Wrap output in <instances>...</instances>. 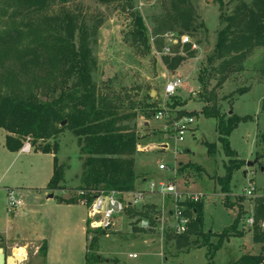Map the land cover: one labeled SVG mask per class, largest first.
Listing matches in <instances>:
<instances>
[{"label": "rangeland", "instance_id": "1", "mask_svg": "<svg viewBox=\"0 0 264 264\" xmlns=\"http://www.w3.org/2000/svg\"><path fill=\"white\" fill-rule=\"evenodd\" d=\"M241 4L255 10L254 0H186L175 8L169 0H66L49 3L43 10L23 5L14 7L11 1L0 0V100L9 96L28 104L46 102L53 99L49 89L62 88V78L49 61L41 41L43 33L52 38L64 36L58 25L52 23L45 28L43 25L44 21L67 13L76 28L83 24L88 31L86 42L96 62L90 76L96 97L106 98L119 115L136 116L121 123L143 135L134 156V172L155 180L172 178L177 192L202 197L196 204H187L190 227L181 236L174 235L172 229H161L160 222L155 221L162 215L167 217V210L171 209L168 199L150 198L138 210L136 218L126 215L131 209L125 215H115L114 225L105 231L106 236L93 232L88 235V243L92 237L97 238L92 250L100 257V261L92 264H206L208 248L220 243L213 263L230 264L241 256L242 248L256 250L251 237L263 229L248 228L243 220L246 215L255 217L258 203L244 198L242 193L249 184L264 187V46L255 47L227 70L228 78L221 85H218L220 61L214 60L218 35L227 25V18ZM136 17L142 29L134 24ZM247 17L244 13L241 22ZM76 28L73 29L75 50L82 36ZM167 35L189 37L197 49L178 44L164 55ZM174 76L180 77L183 85L178 93L165 98L163 88ZM67 85L73 86V93L77 92L75 76ZM57 95L58 92L54 98ZM159 110L171 119L192 117L194 120L184 141L177 144L176 156L165 122L153 118ZM229 117L243 122L226 138L230 151L224 153L218 142L217 122L225 123ZM63 122L64 126H60L62 122L55 125L62 131L59 138L40 140L32 146L33 138L27 136L22 145L28 142L34 151L56 141L59 153L68 157L65 179L74 182L77 152L74 138ZM160 145H166V150L159 149ZM207 145L214 147L210 157L206 153ZM29 157L22 155L10 162L0 153V190L6 183L14 188L40 187L39 183L29 181L30 168L36 167ZM232 164L240 168L233 172L228 194H224L216 180L224 176L225 166ZM158 165L176 167V175L158 171ZM4 172L5 178L1 180ZM58 188L65 193L62 200L86 203V194L80 186L59 184ZM128 200L125 198L124 203ZM194 209L199 211V224ZM262 212L259 223L264 222ZM236 218H239L236 230L227 232ZM147 223L149 227H143ZM70 238L62 259L69 264H85L88 244L83 254L78 232ZM133 255L136 257H129Z\"/></svg>", "mask_w": 264, "mask_h": 264}, {"label": "trees", "instance_id": "2", "mask_svg": "<svg viewBox=\"0 0 264 264\" xmlns=\"http://www.w3.org/2000/svg\"><path fill=\"white\" fill-rule=\"evenodd\" d=\"M9 1L14 4V7L23 5L37 10H43L52 2H66V0ZM185 2L186 0H169V4L174 8L184 5ZM254 6L255 10H252L241 4L235 9L233 15L227 18V25L218 35L214 47V60L220 61L218 85L226 81L227 70L236 62L242 61L255 47L264 46V0H254ZM244 13L248 14L247 20L241 22ZM44 22V28L53 23L58 25V29L64 33V36L56 35L55 38L43 33L41 41V45L47 49L49 61L55 65L62 78L60 82L62 88L59 91L54 88L49 89L53 99L40 103L28 104L9 96L1 98L0 129L6 133V150L12 153L18 152L22 147L23 139L27 136L33 138L32 146L37 145L40 140L44 142L58 136L62 131H59L55 125L65 121L67 127L65 129L69 130L76 138L82 157V173L79 182L81 190L86 194L84 197L86 206L89 207L99 194L108 196L111 193L121 195L133 192L138 180V176L134 172V156L143 135H138V131L123 127L121 123L136 116L119 115L117 109L106 98L96 97L95 85L90 82L96 62L92 59L86 42L88 33L86 27L80 24L79 28H76L71 16L67 13ZM134 24L137 28L142 29L138 17L135 18ZM75 28L80 29L82 33L77 50L73 44V29ZM138 32L140 31H137V34ZM72 76L76 77V84L79 86L75 93H73V86L67 85ZM47 92L44 94L46 95ZM57 92L58 95L54 98ZM243 93L241 91V94ZM207 117L212 118L213 116L207 115ZM215 117L217 118V116ZM231 118L229 117L225 123L220 120L217 122L218 142L224 153L230 151L226 138L239 122H243L237 119L231 120ZM206 149V153L210 157L214 152V147L207 145ZM56 150L55 144H44L42 147L34 149V152L55 154ZM239 166L235 164L225 166L224 176L216 180L220 192L228 194L231 176L234 171L240 168ZM63 171L64 167L58 166L54 159L53 174L47 185V190H59L58 186L62 182ZM121 198L120 201H122ZM226 198L225 200H227ZM59 202L68 205L77 203L75 200L64 201L62 199H59ZM225 203L227 205V201ZM257 203L259 209L257 208L255 212L253 228L258 229L255 230L260 229L258 223L263 219L262 211H264L262 201L257 200ZM194 211L196 212V223L199 224L201 222L199 211L197 209ZM126 215L128 218L138 216L134 211H128ZM238 219L236 218L232 223L231 229L227 228V232L236 230ZM105 231H90L86 224L87 236L91 232L99 236H106ZM220 237L224 239L225 236L220 235ZM252 240L256 244L264 245V229L254 235ZM96 243V237L89 240L85 264L100 261V257L92 250ZM221 244L208 248L206 264H214V254ZM39 251L42 256L46 255L45 244L40 247ZM230 264H264V255H244Z\"/></svg>", "mask_w": 264, "mask_h": 264}, {"label": "crops", "instance_id": "3", "mask_svg": "<svg viewBox=\"0 0 264 264\" xmlns=\"http://www.w3.org/2000/svg\"><path fill=\"white\" fill-rule=\"evenodd\" d=\"M5 135L6 133L0 129V138H2L0 153L5 159H10V162H14L22 155H29V162H33L36 165L35 168H30L31 177L29 181L30 183H39L40 187L14 188L13 184L6 183L4 185L5 188L0 190V198L2 199V208L0 210V249L7 261L19 257L16 264H34V262L38 264H69L68 260L64 261V258L62 259V254L65 252L64 246L66 242L71 239V235L75 237L76 231L78 232L79 241L81 242L82 253H85L88 244V236L86 235L88 209L87 206L80 201L69 205L60 203L59 199H62V195H65V193L59 190H47V185L52 177L54 159H56L58 166L64 167L61 185L66 187L80 186L79 178L82 173V157L79 153L77 140L71 134L74 138L78 163L77 175L74 176L75 181L72 182L66 181L65 179L69 169L66 164L68 161L66 155L60 154L58 150H56L55 154H43L34 151L24 154L21 153L20 150L16 153H12L5 148ZM60 135L61 133L57 138H59ZM57 138L55 140H57ZM7 171L8 169L5 170V172ZM5 172L2 174L1 180L5 178ZM135 175L138 176V178L141 175L143 176L136 181L135 188H142L145 186L144 184H139L141 179L151 178L144 173H135ZM14 189L17 190L16 193ZM34 190H36V192H33ZM7 191H13L14 195L17 196L16 199L21 202V206L16 210H7ZM150 198L153 197H146L145 203H147ZM241 225H243V223ZM246 235L250 236V234ZM234 238L241 237H233L231 239ZM43 244L46 246L45 256H42L39 251ZM254 246L256 248L255 251H248L242 248L240 257L244 255H264V245L254 243Z\"/></svg>", "mask_w": 264, "mask_h": 264}, {"label": "built area", "instance_id": "4", "mask_svg": "<svg viewBox=\"0 0 264 264\" xmlns=\"http://www.w3.org/2000/svg\"><path fill=\"white\" fill-rule=\"evenodd\" d=\"M166 40L168 46L164 48V55H168L172 47L180 45H190L192 50H196L197 46L189 37H174L172 35H167ZM183 85V80L180 77L174 76L171 80L167 81L163 88V95L165 98L178 93ZM154 120H163L165 122V127L169 130V139L173 142L174 155L176 156L177 144L182 143L187 134V131L192 127L194 120L192 117H185L182 119L170 118L162 110H159L154 115ZM166 145H160L159 149L165 151ZM32 151L30 144L27 142L22 145L20 152L29 153ZM176 167H169L167 165H158V171H171L173 175H176ZM172 179V178H171ZM166 179H141L139 184H144V188H135L133 192L127 194H115L111 193L106 196L99 194L96 196L91 205L87 207L88 209V227L92 230H108L113 227V217L115 215H121L128 209L133 210L138 214V210L142 208L145 203L146 197L161 198L162 200L168 199L171 206L170 210H167V217L162 215V218L157 217L155 221L160 222L161 229L169 228L176 236L184 235L190 225V215L188 214L187 204H196L202 198L199 195H188L177 192L175 188L176 182L174 180ZM119 196V200L117 198ZM242 196L249 200H261L264 207V187H256L249 184L247 188H244ZM122 197V201H120ZM129 200L124 203V199ZM6 204L7 210L13 211L21 206V202L16 199L13 191L6 192ZM84 205L86 203L82 202ZM123 203V204H121ZM114 207L116 209H114ZM192 212V210H191ZM194 214V211L192 212ZM125 215V214H123ZM244 224L248 228H253L254 226V216L246 215L243 220ZM149 227L143 224V227ZM259 228L264 229V222L259 223ZM130 258H135L136 256H129Z\"/></svg>", "mask_w": 264, "mask_h": 264}, {"label": "water", "instance_id": "5", "mask_svg": "<svg viewBox=\"0 0 264 264\" xmlns=\"http://www.w3.org/2000/svg\"><path fill=\"white\" fill-rule=\"evenodd\" d=\"M210 1V0H209ZM231 114V112H229V115ZM64 122H62L61 123V125L60 126H64ZM51 198V197H50ZM114 209H116L115 207H114ZM9 263V261H7V259L5 258V256L3 255V253H2V250L0 249V264H8Z\"/></svg>", "mask_w": 264, "mask_h": 264}, {"label": "bare ground", "instance_id": "6", "mask_svg": "<svg viewBox=\"0 0 264 264\" xmlns=\"http://www.w3.org/2000/svg\"><path fill=\"white\" fill-rule=\"evenodd\" d=\"M19 260V257H16L15 259L13 260H9V263L8 264H16V262Z\"/></svg>", "mask_w": 264, "mask_h": 264}]
</instances>
